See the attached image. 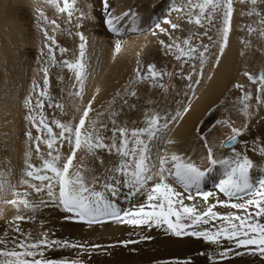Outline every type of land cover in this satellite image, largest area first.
<instances>
[{
    "label": "snow or ice",
    "instance_id": "6c2138e0",
    "mask_svg": "<svg viewBox=\"0 0 264 264\" xmlns=\"http://www.w3.org/2000/svg\"><path fill=\"white\" fill-rule=\"evenodd\" d=\"M237 2L248 5V10L240 13L242 17H256L255 26L241 24L239 30L264 38V12L259 10L264 0H166L161 15L147 18L131 6L116 14L115 0H100L99 16L95 0H83L82 4L79 0H43L44 5L55 9L57 19H49L41 0H37L35 18L43 36L38 55L42 85L33 80L34 96L25 101L28 147L20 178L12 183L10 173H0V208L10 205L15 210L0 232V264H90L93 256H111L117 247L136 252L129 246L154 241L152 232L156 230L166 237H190L212 246L213 255L201 253L210 264L245 255L264 257V165L255 163L249 155L251 152L264 158V144L249 127L251 118L264 108V71L255 75L243 71L240 75L255 85V92L243 82H234L208 110V121L197 123L194 136L206 149L207 155L201 161L205 166L185 153L163 151L165 144L176 143L169 136L192 112L208 67L213 69L207 75L211 81L221 65L234 30ZM100 23L115 37L116 54L122 50L125 35L150 33L157 37L160 51L173 58L172 70L158 68L154 62L145 66L137 59L132 78L106 106H101L103 111L94 108L95 95L86 104L75 102L83 101L89 78L85 59L89 42L83 29ZM213 28L218 39L209 34ZM177 31L187 34L181 37ZM61 33L78 38L74 58H69L70 49L58 42ZM205 37L210 43L204 42ZM241 43L251 47L250 40L242 38ZM51 68L66 69L71 74L67 96L72 100L68 107L74 115L68 120L55 115L49 119L45 114L47 104L48 109H58L61 116L68 115L66 105L54 102L50 92ZM142 87L157 90L158 94L145 101L149 107L143 110L139 122L142 126H137L135 120L129 126L120 117L126 115V110L137 109ZM233 90L239 95L230 99ZM233 113L248 118L249 123L234 126ZM221 127L229 128L230 135L220 147L231 154L217 158L208 134ZM246 132L252 143L241 139ZM237 145L242 147L238 149ZM34 154L40 161L38 165L33 163ZM104 154L112 157L107 166ZM89 158L103 171L96 174L95 168L86 163ZM209 182L215 192L206 190ZM141 194L143 203L122 206L121 200L130 201ZM217 194L223 199L207 203ZM198 198L204 208L196 203ZM220 208L230 210L221 212ZM45 212L62 214V221L90 228L113 224L128 229L129 238L102 244L60 237L51 226V215L46 217ZM64 251L72 255L51 256ZM155 264L192 261L164 260Z\"/></svg>",
    "mask_w": 264,
    "mask_h": 264
},
{
    "label": "bare ground",
    "instance_id": "6f19581e",
    "mask_svg": "<svg viewBox=\"0 0 264 264\" xmlns=\"http://www.w3.org/2000/svg\"><path fill=\"white\" fill-rule=\"evenodd\" d=\"M79 2L82 4L83 0H79ZM36 3L37 0H0V173L5 171L10 173L8 179L12 183H16L20 178L24 168V154L28 147L24 135L29 127L25 118L28 111L25 101L30 95L34 96L32 92L33 80L42 85V74L38 73L40 66L38 55L43 43V36L35 18ZM95 4L100 5V0H95ZM41 6L49 19H57V14L53 7L44 5L43 0H41ZM130 6L136 8L143 17L147 18L152 14H162V9L166 7V0H115L116 14L127 10ZM241 12L242 10L237 6L233 21L234 30L230 35V44L222 57L220 67L215 70L211 81L207 79V75L212 74L213 69L211 66L208 67L203 87L198 90L199 99L194 101L192 112L173 129L172 134L169 136V139H174L176 143L163 146V151L169 153L175 151L190 155L202 167L205 165L201 164V161L206 157L207 152L202 143L194 136V129L197 123L201 119L208 120L206 116L208 110L223 98L234 82H243L255 92V85H252L251 82L240 75L243 71H248L254 75L264 71V59L258 61L254 59L253 50H251L247 59L246 52L243 49L241 43L242 32L239 30L242 24L240 20ZM96 15H100L99 9H97ZM58 22H61V20L58 19ZM62 24L63 28L64 25ZM84 33L89 42L88 55L85 58L88 64L89 78L86 81L83 101L77 100L75 102L78 105L86 104L95 95L94 108L103 111L101 106H106L113 99L115 93L121 91L123 86L132 78L136 61L137 59L141 60L140 54L145 48L144 42L143 44H138V41H143V38L149 34L140 35L139 37L134 36L130 40H125L123 37L125 44L121 52L116 54L113 47L115 37L105 31L102 23L95 26L88 25ZM60 35L63 43L71 50L67 56L74 58V55L78 52V48L76 49L75 45L76 41L73 39L74 35L69 37V35L58 34L57 38ZM213 51H216V49H213ZM243 51L245 54L241 55ZM252 59L255 62L257 61L256 65H251L247 68L246 64ZM241 63H243L242 66L240 65ZM54 76L59 77L58 81ZM70 76L71 74L66 69H50V92L54 97V102L64 103L68 112V116H61L58 113L62 120H68L74 115L71 107H68L72 103V100L67 96V91L72 83ZM60 77H63V80ZM234 91L238 92V96L239 91ZM142 93L143 96L138 102L137 109L134 111L126 110V115H122L126 119L121 121L127 122L129 126L134 120L137 121V126H142L139 123L141 119L138 117L143 115V110L147 106L142 101L155 99L158 94L157 90L153 92L150 88H144ZM144 95H146L145 98ZM235 97L230 96V99ZM139 105L142 107H139ZM46 109L47 104H45V114L47 113ZM258 114L264 117V108H261L256 115ZM232 119L235 121L234 126L236 127H243L245 123H249L248 118L239 113H233ZM33 133L35 135L34 129ZM228 135H230V129L227 127L214 129L212 133L208 134V139L217 158L223 157L228 151V149L220 147ZM249 155L253 157L255 163L264 165L263 158L258 154L249 153ZM106 158L107 166L112 157L108 156ZM33 163L37 165L40 163L35 158V154L33 155ZM86 163L90 167L95 168L96 174L103 171L98 168V163L91 158ZM206 190L216 191L211 182L206 185ZM8 198L11 199L12 197L9 196ZM216 199H223V197L217 194L210 198L207 203L211 204ZM143 202V194L131 198L130 201L121 200V204L124 207ZM196 203L201 208L205 207L204 202L200 201L199 198ZM218 210L226 212L230 209L220 208ZM14 215L15 210L12 206L0 208V232L4 229V222L11 219ZM44 215L46 217L51 215V226L54 227L56 234L60 237L102 244L129 238L128 229L113 224L90 228L75 221H62L60 219L62 214L45 212ZM152 235L155 236L154 241L130 245V248L137 249L134 253L117 247L111 256H93L90 264H155L156 261L186 258H190L192 264H210L207 256L201 255L202 252H206L209 255L214 254L213 247L207 243L190 237L182 239L166 237L159 230L153 231ZM131 238L135 239L136 237L133 236ZM69 255H72V253L68 251L51 253L53 257ZM220 264H264V257L245 255L238 258H229L221 261Z\"/></svg>",
    "mask_w": 264,
    "mask_h": 264
},
{
    "label": "rangeland",
    "instance_id": "374dc122",
    "mask_svg": "<svg viewBox=\"0 0 264 264\" xmlns=\"http://www.w3.org/2000/svg\"><path fill=\"white\" fill-rule=\"evenodd\" d=\"M239 7L242 11H247L248 10V5H244V4H241V3H239V2H237V3H235V8L236 7ZM95 7H96V9H99L100 8V5H96L95 4ZM259 10H261L262 12H264V5H260V8H259ZM161 15V14H160ZM240 20H241V23L242 24H253V26H255L254 25V21L256 20V17H247V16H241L240 17ZM63 25V24H62ZM191 26H188V25H185V28H190ZM72 31H73V33L75 32V29L73 28L72 29ZM84 31H85V29H84ZM201 31H203V30H201ZM242 32V38L243 39H245V40H250V42H251V47H245V45L244 44H242L243 45V49L245 50V52H246V55H247V59H248V56H250V53H251V50H253V55H254V59H257V61L258 60H263L264 59V38H260L259 36H258V34H256V33H254L252 36H249L248 34H247V32L246 31H241ZM61 34H63V33H61ZM187 33L186 32H180V31H177L176 32V35H178V36H181V37H183L184 35H186ZM210 35H212L213 36V39H218V37H217V34H216V29L215 28H213V29H211L210 30V33H209ZM63 35H66V36H68L67 34H63ZM147 35V34H146ZM139 37L140 35H138V34H132V33H129V35L127 36H124V38H125V40L127 39V40H130L132 37ZM69 37H71V36H69ZM103 37H105V36H103ZM161 38H164V37H161ZM59 41V43H60V45L61 46H65L66 47V45L63 43V40H62V37H61V35L60 36H58V38H57ZM73 39H74V41H76L75 42V45H76V49L78 48V44H79V40H78V38L74 35V37H73ZM144 40L142 41V40H140V41H138V44H143V42H144V46H145V48H144V50H143V52H142V54H140V58H141V62H142V64H144L145 66L148 64V63H150V62H154V63H156V65L158 66V68H166V69H168V70H172V66H171V64H170V61H172L173 60V58L172 57H166L161 51H160V48H159V44H158V40H157V37H155V36H152L150 33H149V35H147V37H144L143 38ZM62 40V41H61ZM204 42L205 43H210L208 40H207V38L205 37L204 38ZM122 44L124 45L125 43H124V40L122 39ZM67 48H69L68 46H67ZM248 48V49H247ZM142 51V50H141ZM140 51V52H141ZM70 52H71V50H70ZM243 54H245L244 53V51H243ZM254 59H252V60H249V62H248V64H246V67L248 68V67H250L251 65H256V63H257V61L255 62L254 61ZM242 64L243 63H241L240 65L242 66ZM57 75V74H56ZM54 78L58 81V79H59V77H55L54 76ZM247 80V79H246ZM151 91H153L154 92V89H150ZM142 91H144V87H142V88H140V90H139V95L141 96V98H142ZM237 91H232L231 93H229V97L230 96H237ZM146 97V95H144V98ZM132 102H135V101H132ZM143 102V104L145 103L144 101H142ZM62 103V102H61ZM117 107H119V101H118V104H117ZM139 107H142L141 105H139ZM146 107H149V105H147ZM58 110V109H57ZM57 110H49L48 111V108L46 109V111H47V113H46V115H48L49 116V118L51 119L52 118V116L53 115H55L56 117H58V118H60L61 119V116H58V113H59V110L57 111ZM57 113V114H54V113ZM141 114V113H140ZM68 116V115H67ZM142 116L143 115H141L140 117H138L139 119H142ZM69 119V118H68ZM123 119H126L124 116H122V117H120V120H123ZM205 121H208V120H206V119H204ZM208 123L206 122L205 123V125H204V128L206 129L208 126ZM131 126V125H130ZM249 127H251L252 128V135L253 136H256V137H259V140H258V142L259 143H262V144H264V117H262L261 115H254L252 118H251V121H250V123H249ZM241 139L242 140H248L249 141V143H252V140L250 139V137H249V135H248V133L246 132L245 133V135L243 136V137H241ZM237 147H238V149L240 148V147H242L241 145H237ZM43 150H45V148H44V146H42V151ZM231 154V152H230V150H228L227 151V153L226 154H224V156H226V155H230ZM250 154H252L251 152H250ZM106 157H108V155L107 154H104L103 155V159L105 160V166H106ZM106 158V159H105ZM250 158L251 159H253V157H251L250 156ZM254 160V159H253ZM263 160H264V158H263ZM98 168H101V170H103V167L102 166H100L99 164H98ZM69 256H71V255H69ZM58 257H60V256H58ZM186 259H190V258H186ZM186 259H181V260H186ZM170 261H172V260H177V259H169Z\"/></svg>",
    "mask_w": 264,
    "mask_h": 264
}]
</instances>
